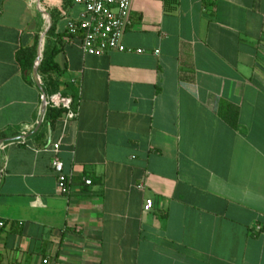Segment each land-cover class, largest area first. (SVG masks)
<instances>
[{"label":"crops","instance_id":"crops-1","mask_svg":"<svg viewBox=\"0 0 264 264\" xmlns=\"http://www.w3.org/2000/svg\"><path fill=\"white\" fill-rule=\"evenodd\" d=\"M46 6L0 0V264H264V0H132L123 51L52 38L55 122L17 56L83 7Z\"/></svg>","mask_w":264,"mask_h":264},{"label":"built area","instance_id":"built-area-1","mask_svg":"<svg viewBox=\"0 0 264 264\" xmlns=\"http://www.w3.org/2000/svg\"><path fill=\"white\" fill-rule=\"evenodd\" d=\"M74 4L81 5L83 11L80 18L72 20L68 24L69 35L65 38L71 42L81 34V47L87 54H104L111 50H126L121 43L125 31L131 24L132 0H72ZM142 52V50H138ZM63 107L67 109V119L73 120L78 117V109L72 107V99L64 98L61 95H53L45 99V106ZM59 144L54 146L58 152ZM52 167L57 173L58 190L61 194L67 195L71 188V177L64 171V163L56 156L52 161ZM87 185L92 184L91 179L85 180ZM144 183L139 185L144 188ZM152 199H147L145 210L153 208ZM6 227V221L0 218V231ZM47 261L45 260V263Z\"/></svg>","mask_w":264,"mask_h":264},{"label":"trees","instance_id":"trees-1","mask_svg":"<svg viewBox=\"0 0 264 264\" xmlns=\"http://www.w3.org/2000/svg\"><path fill=\"white\" fill-rule=\"evenodd\" d=\"M56 26L55 22L53 21V24L50 28V30L47 33V39L46 43L43 49V58L41 61V64L39 66V74L42 76V80L44 83L43 92L46 95L52 96L55 93H58L60 91L61 86L63 83L56 78V74L60 72L59 66L55 61L56 55L60 52L59 45L52 44V38H55L56 41H62L64 38H66L69 35V31L67 29L65 35H57L55 33ZM18 59L20 63L26 68L32 69L35 64V60L37 58V48L32 49H22L18 53ZM68 89H73V87L70 84H66ZM77 95H74V98H72V107L77 108ZM67 113V109L63 107H49L47 108L46 116L51 120L52 122L57 121L62 116H64ZM233 115H226L224 111L222 112L223 117L232 124L233 127H237L238 125V110L234 108Z\"/></svg>","mask_w":264,"mask_h":264},{"label":"water","instance_id":"water-1","mask_svg":"<svg viewBox=\"0 0 264 264\" xmlns=\"http://www.w3.org/2000/svg\"><path fill=\"white\" fill-rule=\"evenodd\" d=\"M39 6H41V0H38V7ZM40 11H42L44 14H47L49 16V13L46 10H40ZM51 26H52V20L50 18L49 22L47 23L46 29L43 33L42 41L45 40V37H46L48 31L50 30ZM41 48H42V50L44 49V42H42V44L40 45L39 51H38V56H37L35 66H34L33 77H34L35 81L40 85L41 89H43L42 84H41L40 79H39V74H38L39 73V66H40L42 58H43V54L41 53Z\"/></svg>","mask_w":264,"mask_h":264},{"label":"rangeland","instance_id":"rangeland-1","mask_svg":"<svg viewBox=\"0 0 264 264\" xmlns=\"http://www.w3.org/2000/svg\"><path fill=\"white\" fill-rule=\"evenodd\" d=\"M42 3H43L44 8H45L46 10H48V9H47V6H46L47 0H42Z\"/></svg>","mask_w":264,"mask_h":264},{"label":"bare ground","instance_id":"bare-ground-1","mask_svg":"<svg viewBox=\"0 0 264 264\" xmlns=\"http://www.w3.org/2000/svg\"><path fill=\"white\" fill-rule=\"evenodd\" d=\"M47 17H48V15L47 14H45ZM41 53L43 54V50H42V48H41Z\"/></svg>","mask_w":264,"mask_h":264}]
</instances>
